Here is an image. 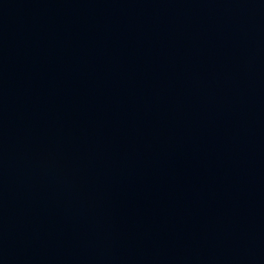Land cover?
<instances>
[{"label":"water","instance_id":"95a60500","mask_svg":"<svg viewBox=\"0 0 264 264\" xmlns=\"http://www.w3.org/2000/svg\"><path fill=\"white\" fill-rule=\"evenodd\" d=\"M0 264H264V0H0Z\"/></svg>","mask_w":264,"mask_h":264}]
</instances>
